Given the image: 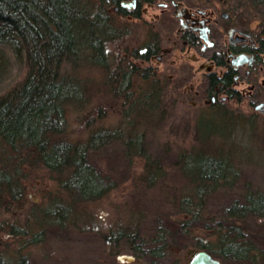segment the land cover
Returning a JSON list of instances; mask_svg holds the SVG:
<instances>
[{
  "label": "trees",
  "instance_id": "16d2710c",
  "mask_svg": "<svg viewBox=\"0 0 264 264\" xmlns=\"http://www.w3.org/2000/svg\"><path fill=\"white\" fill-rule=\"evenodd\" d=\"M221 1L250 3L255 5L251 11L264 14V0ZM103 18L100 6L93 10L84 0H0V45L9 46L23 60L19 77L0 92V214L20 207L26 199V182L34 174L47 177L55 194L42 206L28 208L21 224L0 219V230L25 238L10 256L0 251V264H28L21 252L24 246L39 243L49 226L81 227L90 216L89 204L100 201L113 187L88 154L114 138L125 145L126 138L121 129L108 127L70 138L67 108L77 90L62 73L65 63L75 61L79 48L104 63L107 54L100 35L107 36L111 29ZM118 60L107 85L126 113L132 108L140 113L160 110L167 90H177L169 87L166 76L146 67H121ZM216 109L226 116L225 107ZM101 110L99 106L86 117V125L101 118ZM137 140L135 153L144 155L140 134ZM143 168L139 179L147 185L164 174L154 161L146 160ZM178 171L185 184L168 198L169 211L156 217L148 232L139 219L106 231L103 239L110 254L119 253L113 249L122 241L134 257L125 264H185L174 252L190 248L208 251L221 264L230 260L264 264V245L245 226L247 218L264 223V191L244 185L239 196L211 209L212 192L230 188L237 175L223 150H202L193 164Z\"/></svg>",
  "mask_w": 264,
  "mask_h": 264
},
{
  "label": "rangeland",
  "instance_id": "374dc122",
  "mask_svg": "<svg viewBox=\"0 0 264 264\" xmlns=\"http://www.w3.org/2000/svg\"><path fill=\"white\" fill-rule=\"evenodd\" d=\"M84 1L93 10L102 2ZM156 10L151 9L153 12ZM119 21H112L107 36L100 35L107 54L103 64L88 49L79 48L75 61L65 63L62 71L77 90L73 93L74 103L67 108L66 127L70 138L82 137L103 127L119 128L122 131L120 135L126 138L125 145L114 138L88 154L89 161L113 187L100 201L89 204L90 216L88 221L80 223L81 227L57 228L52 225L46 228L39 243L24 246L21 252L26 255L28 264H125L133 261V255L122 241L118 246L114 245L113 250H119V253L110 254L111 247L103 239V234L118 224L138 219L144 232H148L154 219L169 211L168 198L185 184L178 169L193 164L202 150L225 151L237 168L233 185L230 188L219 187L210 195L208 206L211 209L239 196L244 185L264 191V123L254 121L251 124L241 119L229 105L225 107L226 111L223 110L226 116L216 107L206 106L199 100L192 106L190 98L183 99L181 92L172 88L167 90V98L160 110L140 113L132 108L127 113L124 111L122 101L112 93L107 81L115 69V62L122 56L118 48L121 39L128 32L125 41L140 43L143 24H137L136 32L131 24L122 27ZM157 28L162 30V40L166 43L164 23H159ZM22 69L23 60L18 59L9 46L0 45V92L19 77ZM99 106L103 116L86 125L85 118L98 111ZM137 134L142 136L146 157L135 153L139 149ZM206 135H209L207 141ZM146 160L157 162L164 172L152 185L139 179ZM46 178L39 174L30 177L26 182V199L19 208L1 213L0 219L21 224L26 219L28 208L35 204L42 206L45 199L53 198L54 189ZM245 226L264 245V223L247 218ZM24 239L21 235L0 230V251L10 256L12 250L23 245ZM174 254L179 262L185 264L190 258L184 251ZM225 264L248 263L230 260Z\"/></svg>",
  "mask_w": 264,
  "mask_h": 264
},
{
  "label": "flooded vegetation",
  "instance_id": "af4514ba",
  "mask_svg": "<svg viewBox=\"0 0 264 264\" xmlns=\"http://www.w3.org/2000/svg\"><path fill=\"white\" fill-rule=\"evenodd\" d=\"M122 1L132 3L125 7ZM254 6L221 0H103L100 4L110 26L120 20L119 25L129 23L137 32V24H143L140 43L125 41L128 32L121 39L119 66L167 74L170 86L183 99L190 98L192 106L198 100L206 106L229 105L251 124L264 123V14L251 11ZM159 23L165 25L166 43Z\"/></svg>",
  "mask_w": 264,
  "mask_h": 264
},
{
  "label": "water",
  "instance_id": "95a60500",
  "mask_svg": "<svg viewBox=\"0 0 264 264\" xmlns=\"http://www.w3.org/2000/svg\"><path fill=\"white\" fill-rule=\"evenodd\" d=\"M132 2L122 1V6L129 7ZM190 255L187 264H221L220 260L212 256L208 251L204 249L194 250L192 248L186 251Z\"/></svg>",
  "mask_w": 264,
  "mask_h": 264
},
{
  "label": "bare ground",
  "instance_id": "6f19581e",
  "mask_svg": "<svg viewBox=\"0 0 264 264\" xmlns=\"http://www.w3.org/2000/svg\"><path fill=\"white\" fill-rule=\"evenodd\" d=\"M123 258H125V257H123ZM221 263V262H220Z\"/></svg>",
  "mask_w": 264,
  "mask_h": 264
}]
</instances>
